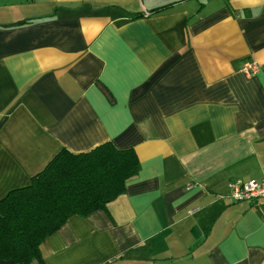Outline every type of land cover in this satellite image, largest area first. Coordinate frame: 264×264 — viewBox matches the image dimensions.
Returning a JSON list of instances; mask_svg holds the SVG:
<instances>
[{
    "label": "crops",
    "instance_id": "obj_1",
    "mask_svg": "<svg viewBox=\"0 0 264 264\" xmlns=\"http://www.w3.org/2000/svg\"><path fill=\"white\" fill-rule=\"evenodd\" d=\"M105 143L137 175L31 264H264L228 197L264 179V0H0V201Z\"/></svg>",
    "mask_w": 264,
    "mask_h": 264
},
{
    "label": "trees",
    "instance_id": "obj_2",
    "mask_svg": "<svg viewBox=\"0 0 264 264\" xmlns=\"http://www.w3.org/2000/svg\"><path fill=\"white\" fill-rule=\"evenodd\" d=\"M138 171L134 151L111 143L77 155L61 150L28 187L0 201V262L42 263L47 237L71 217L106 210Z\"/></svg>",
    "mask_w": 264,
    "mask_h": 264
},
{
    "label": "built area",
    "instance_id": "obj_3",
    "mask_svg": "<svg viewBox=\"0 0 264 264\" xmlns=\"http://www.w3.org/2000/svg\"><path fill=\"white\" fill-rule=\"evenodd\" d=\"M259 67L254 62H248L244 66V72L254 75L258 72ZM228 197L233 202H254L264 199V179L260 181L243 182L236 180L228 185Z\"/></svg>",
    "mask_w": 264,
    "mask_h": 264
}]
</instances>
